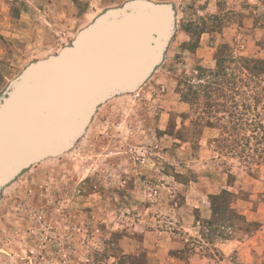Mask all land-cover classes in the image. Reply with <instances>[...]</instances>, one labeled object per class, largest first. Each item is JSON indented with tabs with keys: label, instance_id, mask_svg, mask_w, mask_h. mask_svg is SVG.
Segmentation results:
<instances>
[{
	"label": "rangeland",
	"instance_id": "rangeland-1",
	"mask_svg": "<svg viewBox=\"0 0 264 264\" xmlns=\"http://www.w3.org/2000/svg\"><path fill=\"white\" fill-rule=\"evenodd\" d=\"M129 1L0 0V98L27 67ZM148 1L176 10L164 58L137 89L97 105L69 150L0 191V264H264V165L223 150L230 119L213 111L231 103L230 85L226 98L199 86L222 44L227 75L241 70L238 57L264 60V0H217L213 10L206 0ZM222 189L247 223L203 224Z\"/></svg>",
	"mask_w": 264,
	"mask_h": 264
},
{
	"label": "water",
	"instance_id": "water-1",
	"mask_svg": "<svg viewBox=\"0 0 264 264\" xmlns=\"http://www.w3.org/2000/svg\"><path fill=\"white\" fill-rule=\"evenodd\" d=\"M174 30L171 4L132 0L16 76L0 98V191L30 165L69 150L97 105L137 89L164 58Z\"/></svg>",
	"mask_w": 264,
	"mask_h": 264
},
{
	"label": "trees",
	"instance_id": "trees-1",
	"mask_svg": "<svg viewBox=\"0 0 264 264\" xmlns=\"http://www.w3.org/2000/svg\"><path fill=\"white\" fill-rule=\"evenodd\" d=\"M229 51L227 44L219 46L215 68L203 69L199 75L203 78L207 77L211 81L199 83V86H212L213 89H209V91L207 89V92L214 91L223 98L225 97L224 85H230L228 90L232 93L231 103L226 105L216 101L215 105L221 108L215 107L217 110L214 108L211 110H214L215 114L223 113V117L227 115L230 119L231 129L222 126V134L227 133V136L220 138L223 150L225 153L238 155L245 163L264 165V60L238 57L243 61L242 64H238L241 66V70L227 75V63L233 62L229 57ZM244 87H250L249 95H247L248 91L245 92ZM218 119L220 118H216V120ZM206 124L215 126V123H212L210 119L206 121ZM233 196L234 194L227 189L210 194V209L213 218L204 220L203 224L215 225L216 229L224 230L225 228L232 229L234 220L240 219L243 223H247L232 206L231 197ZM185 248L187 249V245ZM185 248L174 251L172 254L186 252Z\"/></svg>",
	"mask_w": 264,
	"mask_h": 264
},
{
	"label": "crops",
	"instance_id": "crops-1",
	"mask_svg": "<svg viewBox=\"0 0 264 264\" xmlns=\"http://www.w3.org/2000/svg\"><path fill=\"white\" fill-rule=\"evenodd\" d=\"M210 2V3H208V5L211 7V10H213V9H215L216 8V6H217V4H216V2H217V0H206V2ZM214 2L215 3V5L213 6V4L211 3V2ZM174 9V11H175V13H176V10H175V8H173ZM207 36V34H205V33H202L201 34V36H200V44H202V40H204V36ZM206 38H208V37H206ZM189 203V202H188ZM190 204V203H189ZM192 204H194V203H192ZM193 208H196V209H198L199 208V206H198V204L196 205V204H194L193 206H192ZM206 214V213H205ZM231 244H233V243H231V242H226V243H222L220 246H221V248H229V245H231ZM223 246V247H222Z\"/></svg>",
	"mask_w": 264,
	"mask_h": 264
}]
</instances>
